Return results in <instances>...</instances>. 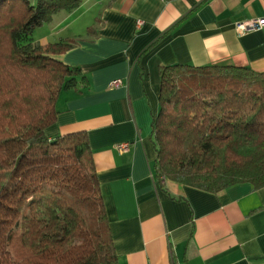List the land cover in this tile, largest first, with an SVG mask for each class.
<instances>
[{
	"label": "trees",
	"instance_id": "obj_1",
	"mask_svg": "<svg viewBox=\"0 0 264 264\" xmlns=\"http://www.w3.org/2000/svg\"><path fill=\"white\" fill-rule=\"evenodd\" d=\"M83 0H0V264H119L86 131L49 138L61 92L88 79L36 28ZM94 29L87 28L90 34ZM156 177L206 192L264 187V73L161 65Z\"/></svg>",
	"mask_w": 264,
	"mask_h": 264
},
{
	"label": "crops",
	"instance_id": "obj_2",
	"mask_svg": "<svg viewBox=\"0 0 264 264\" xmlns=\"http://www.w3.org/2000/svg\"><path fill=\"white\" fill-rule=\"evenodd\" d=\"M85 3L100 6L85 26L94 31L76 36L85 40L57 59L89 82L80 95L61 92L48 137L87 132L118 263L264 264V187L211 193L156 177L150 140L159 66L219 64L264 73V29L235 27L264 18V0ZM83 4L39 27L49 33L38 43L74 38L69 29ZM115 80L117 88L110 86Z\"/></svg>",
	"mask_w": 264,
	"mask_h": 264
},
{
	"label": "rangeland",
	"instance_id": "obj_3",
	"mask_svg": "<svg viewBox=\"0 0 264 264\" xmlns=\"http://www.w3.org/2000/svg\"><path fill=\"white\" fill-rule=\"evenodd\" d=\"M85 1H87V0L82 1V3H84V4H83L82 8L76 13V16H75L76 20L72 24V27H70V29H69L72 32L74 38H76V36H80V35L85 34V32H86L85 26L87 24H90V25L92 24L93 19L95 18L94 16H97L96 15L97 10H99V8H100V6H97V8L96 7H93V8L87 7L88 4H86ZM82 3H81V5H82ZM84 11H86V13H83ZM55 25H57V22H54L53 26H55ZM38 31H40L42 33V35H40ZM48 33H49V29L47 27L43 26L42 28H39L36 30V34H33V39L35 42H39V40L42 39V36H45Z\"/></svg>",
	"mask_w": 264,
	"mask_h": 264
},
{
	"label": "built area",
	"instance_id": "obj_4",
	"mask_svg": "<svg viewBox=\"0 0 264 264\" xmlns=\"http://www.w3.org/2000/svg\"><path fill=\"white\" fill-rule=\"evenodd\" d=\"M235 27H236V31H238V33H245V32L255 31V30H262V29H264V18L240 22V23H237ZM110 86L113 88H117L120 86V82L118 80H115L111 83ZM118 149L119 150H126L127 144L118 145ZM162 179H164V178H162Z\"/></svg>",
	"mask_w": 264,
	"mask_h": 264
}]
</instances>
